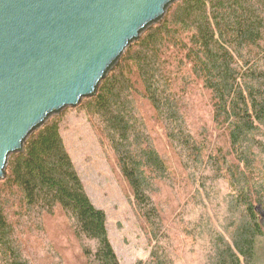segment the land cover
Here are the masks:
<instances>
[{
  "label": "trees",
  "instance_id": "obj_1",
  "mask_svg": "<svg viewBox=\"0 0 264 264\" xmlns=\"http://www.w3.org/2000/svg\"><path fill=\"white\" fill-rule=\"evenodd\" d=\"M77 107L153 241L137 264L190 244L204 264H264V0L174 1ZM59 114L8 159L0 264H121Z\"/></svg>",
  "mask_w": 264,
  "mask_h": 264
},
{
  "label": "water",
  "instance_id": "obj_2",
  "mask_svg": "<svg viewBox=\"0 0 264 264\" xmlns=\"http://www.w3.org/2000/svg\"><path fill=\"white\" fill-rule=\"evenodd\" d=\"M176 0H0V180L53 115L95 94Z\"/></svg>",
  "mask_w": 264,
  "mask_h": 264
},
{
  "label": "rangeland",
  "instance_id": "obj_3",
  "mask_svg": "<svg viewBox=\"0 0 264 264\" xmlns=\"http://www.w3.org/2000/svg\"><path fill=\"white\" fill-rule=\"evenodd\" d=\"M81 109L65 110L61 134L87 194L107 215L109 238L121 264H137L150 257L153 241L139 221L131 190L114 158L104 149ZM190 244L177 250L176 264H204V255Z\"/></svg>",
  "mask_w": 264,
  "mask_h": 264
}]
</instances>
